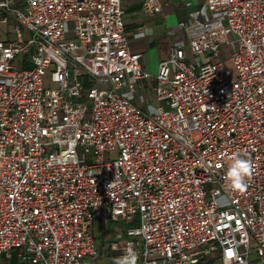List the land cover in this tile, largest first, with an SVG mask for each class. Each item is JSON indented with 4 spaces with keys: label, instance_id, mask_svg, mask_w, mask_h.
I'll use <instances>...</instances> for the list:
<instances>
[{
    "label": "built area",
    "instance_id": "1",
    "mask_svg": "<svg viewBox=\"0 0 264 264\" xmlns=\"http://www.w3.org/2000/svg\"><path fill=\"white\" fill-rule=\"evenodd\" d=\"M124 1L0 0L13 25L0 41V264H96V224L137 216L129 241L107 244L114 260L131 247L137 264H264V0H204L177 25L186 39L159 63L153 101ZM161 7L145 0L142 14ZM236 152L252 165L243 191L226 180Z\"/></svg>",
    "mask_w": 264,
    "mask_h": 264
},
{
    "label": "crops",
    "instance_id": "2",
    "mask_svg": "<svg viewBox=\"0 0 264 264\" xmlns=\"http://www.w3.org/2000/svg\"><path fill=\"white\" fill-rule=\"evenodd\" d=\"M13 1L17 8H22L25 0ZM144 1L125 0L123 10L125 33L130 41V50L141 55L143 67L152 76L147 83L148 86L149 84L155 85L154 77L157 74L158 65L167 59L172 43L186 39L184 34L175 33L177 25L186 22L190 15L204 3V0H159L162 6L161 12L148 17L142 14ZM9 32L10 28L7 29L6 25L0 24V41H7ZM96 227L97 224L94 231ZM107 244L100 243L97 256L94 258L96 264H106V259H114L107 253ZM216 262L218 261L211 260L209 264Z\"/></svg>",
    "mask_w": 264,
    "mask_h": 264
},
{
    "label": "rangeland",
    "instance_id": "3",
    "mask_svg": "<svg viewBox=\"0 0 264 264\" xmlns=\"http://www.w3.org/2000/svg\"><path fill=\"white\" fill-rule=\"evenodd\" d=\"M10 28V32L8 35V40L12 39L13 37V25L11 24L10 26L7 27V29ZM24 37H26V33L24 34ZM225 54H226V62L224 63V70L226 72V75L228 79L233 82L236 78V71L233 62L231 61L230 53L228 49H225ZM187 60H190L189 55L186 54ZM21 60L22 57H18L17 60L15 61V67L17 69H22L21 66ZM50 72H47V76L45 78V87L46 88H55L53 85L48 84V78H49ZM154 84H149L148 85V91H149V96L151 101L154 100V95L152 93V88H154ZM166 109V108H165ZM167 110V109H166ZM116 155L113 154V158ZM139 227V216H137L133 221L128 222H110L106 227H101L97 225L94 235L99 239L100 243L102 245H106L108 242H116L119 241L120 243H124L126 241H129L130 239L126 236V231L129 229H135ZM14 253V251H13ZM114 259H106V264H114ZM1 264H16L15 259L12 262H4V260L1 261ZM214 264H221L220 262H216Z\"/></svg>",
    "mask_w": 264,
    "mask_h": 264
},
{
    "label": "clouds",
    "instance_id": "4",
    "mask_svg": "<svg viewBox=\"0 0 264 264\" xmlns=\"http://www.w3.org/2000/svg\"><path fill=\"white\" fill-rule=\"evenodd\" d=\"M231 164L226 173V180L230 187L236 191H243L247 188V179L252 174V165L246 154L241 152L233 153ZM138 253L129 247L125 254L116 258L114 264H137Z\"/></svg>",
    "mask_w": 264,
    "mask_h": 264
}]
</instances>
